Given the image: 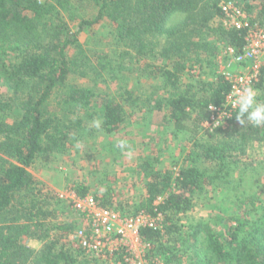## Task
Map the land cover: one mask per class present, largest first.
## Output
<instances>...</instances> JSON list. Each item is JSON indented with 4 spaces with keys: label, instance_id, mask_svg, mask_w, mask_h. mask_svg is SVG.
I'll list each match as a JSON object with an SVG mask.
<instances>
[{
    "label": "trees",
    "instance_id": "16d2710c",
    "mask_svg": "<svg viewBox=\"0 0 264 264\" xmlns=\"http://www.w3.org/2000/svg\"><path fill=\"white\" fill-rule=\"evenodd\" d=\"M221 2H234L252 24L264 27V0H0V264H86L79 259L81 252L61 243L72 225L48 223L52 215L47 207L49 197L41 192L30 167L63 155L74 142L85 140L83 115L87 120H102L97 131L103 137L118 140V145L121 141L128 144L122 131L132 110L141 108L140 95L134 91H125L120 99L113 92L97 91L94 78L106 76L113 60L105 52L89 57L78 50L81 29L110 23L118 34L115 44L125 48L120 57L130 55L131 64L147 69L146 82L155 84V79L160 87L172 91L156 109L165 107L172 134L194 136L209 122V106L225 101L229 85L216 75L212 55L208 64L213 81L197 80L182 91L179 87L187 62L193 53L207 50L202 40L210 33L236 55L244 46V30L221 24ZM71 3L85 10L84 15L90 9L92 13L79 21L76 32L63 16L67 13L73 18L68 13ZM177 15L181 20L169 26ZM214 19L219 21L211 28ZM197 33L202 38L192 40L191 35ZM259 71L257 99L264 101V67ZM72 76L90 79L94 86L73 84ZM235 115L236 111L226 120L225 130L216 131L227 132V138L208 145L194 142L175 175L159 168V151L153 144L141 145L144 154L132 167L134 178L142 181L146 191L143 200L133 206L134 212L126 215L162 216L160 229L142 228L140 234L152 246L150 256H159L163 264H176L180 254H192L185 264H264V199L259 198L264 196V182L259 192L243 199V209L222 228H210L204 222L187 226L185 231L182 222V216L192 209L194 196L222 179L232 159L230 153L243 151L238 141L264 146V126L240 125ZM202 161L211 168H201ZM97 188L79 182L72 191L80 197L92 195L104 208H122L113 202L112 190ZM53 228L62 230L60 239L50 237ZM27 239L40 240L43 247L32 250L24 243Z\"/></svg>",
    "mask_w": 264,
    "mask_h": 264
},
{
    "label": "rangeland",
    "instance_id": "374dc122",
    "mask_svg": "<svg viewBox=\"0 0 264 264\" xmlns=\"http://www.w3.org/2000/svg\"><path fill=\"white\" fill-rule=\"evenodd\" d=\"M71 5L73 7L67 12L73 18L70 19L67 13H64L63 16L67 18L71 31L76 32L79 21L89 19L92 13L90 9L86 16L87 14L84 15L85 10L78 8L74 3ZM257 12L255 10L253 14L256 15ZM180 20V16L177 15L168 25H176ZM218 21L212 20L209 27L214 28ZM220 22L224 25L223 17ZM116 36L118 34L108 22L82 28L77 37L80 45L78 50L89 57L97 52L110 54V60H113L112 69L106 73V76L94 78L97 80L96 86L90 79L79 80L80 78L74 76L70 77L69 81L76 85L94 86L98 92H113L118 99H120L119 96L124 95L125 91H134L135 95H140L137 103L141 105V108L132 110L131 116L127 120L128 125L122 131V136L128 139L126 148L121 149L117 144L118 140L113 141L103 137L102 132H98L96 128L92 127L93 120H87L83 115L87 133L85 140L74 142L63 155L50 158L47 162L36 161L30 167V172L39 182L41 192L49 197L47 207L49 211H52V215L48 219V223L56 225V227L71 224L73 227L71 229H86L85 222L79 218L78 213L68 208L66 202L59 201L57 197L59 193L67 194L79 182L90 186L96 185L97 189L105 187L106 190H112L115 193L112 195L113 202L122 204V208H119L118 211L123 214L134 212L133 206L143 200L146 191L142 181L134 178L132 167L138 160H141L144 154L142 144H153L156 151H159L157 154L159 168L172 170L175 175L177 170L183 166L186 153L193 147L194 142L208 145L217 142L218 138H227V132H224L225 134L216 132L219 128V130H225L226 123L217 127L204 128L202 126V129L194 136L185 133L173 135L172 125L164 111L165 107L161 111L156 110L160 108L161 99L167 97L168 93L172 91L160 87L154 78L152 82L155 84L146 82L147 69H141L137 64H131L130 55L120 57L119 53L125 48L115 44ZM200 36L197 33L191 35V39L197 41L202 38ZM202 41L207 50L193 53L192 60L187 62L179 87L182 91L187 88L188 84H194L197 80L213 81V72L208 64L212 55H215L213 58L215 73L220 75L221 64L219 61L225 58L226 46L216 41L211 33ZM111 50H115L116 53H112ZM55 99L51 101V104L55 102ZM218 134L220 136H217ZM228 140L232 142V139ZM237 144H241L243 151L238 150L230 153L232 159L222 173V179L210 186H205L202 191L198 192L192 200L191 211L182 216L185 231H187V226L204 222L208 223L210 228H222V224H226L229 219L236 218L238 212L243 209V199L261 190L260 186L264 182V146L258 142L241 143L238 141ZM200 167L209 169L211 165L202 161ZM259 198L264 199V196ZM60 234H62V230L53 228L50 237L60 239ZM24 243L35 251H39L43 247V242L40 240L27 239ZM61 243L64 241L62 240ZM58 245L60 246V244ZM71 249L73 248L71 247ZM149 254H153L152 249ZM191 257L192 254H180V258L175 263L185 264ZM79 259L86 264H124L120 261L119 254L101 261L89 259L88 254H81ZM152 263L163 264V259L159 256L155 258L150 256L143 264Z\"/></svg>",
    "mask_w": 264,
    "mask_h": 264
},
{
    "label": "built area",
    "instance_id": "2783aa9c",
    "mask_svg": "<svg viewBox=\"0 0 264 264\" xmlns=\"http://www.w3.org/2000/svg\"><path fill=\"white\" fill-rule=\"evenodd\" d=\"M220 10L225 28L245 31L244 46L237 55L233 48H225V58L219 61L220 75L228 83L229 91L222 105L209 106L212 115L209 122L203 124L204 128L223 125L233 116L234 94L248 86L256 89L259 70L264 67V28L252 24L246 11L234 2H221ZM57 197L85 222L86 229H71L62 238L73 249L99 261L119 254L124 264H143L150 257L152 246L143 241L140 232L142 228L160 229V214L153 217L144 212L126 215L100 206L92 195L80 197L72 190L67 194L59 193Z\"/></svg>",
    "mask_w": 264,
    "mask_h": 264
},
{
    "label": "clouds",
    "instance_id": "9594fccd",
    "mask_svg": "<svg viewBox=\"0 0 264 264\" xmlns=\"http://www.w3.org/2000/svg\"><path fill=\"white\" fill-rule=\"evenodd\" d=\"M232 107L236 109L235 119L240 125L248 122L252 126H264V101H258L257 90L251 86L238 90L232 99ZM212 108V105H210ZM102 120L97 118L92 121V127L100 129ZM119 147H127L126 142L121 141Z\"/></svg>",
    "mask_w": 264,
    "mask_h": 264
}]
</instances>
